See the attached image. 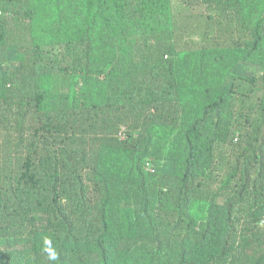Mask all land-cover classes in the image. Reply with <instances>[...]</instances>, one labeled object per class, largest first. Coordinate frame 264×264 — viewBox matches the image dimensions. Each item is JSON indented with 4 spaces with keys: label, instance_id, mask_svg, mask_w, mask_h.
<instances>
[{
    "label": "trees",
    "instance_id": "trees-1",
    "mask_svg": "<svg viewBox=\"0 0 264 264\" xmlns=\"http://www.w3.org/2000/svg\"><path fill=\"white\" fill-rule=\"evenodd\" d=\"M200 1L0 0V264H264V0Z\"/></svg>",
    "mask_w": 264,
    "mask_h": 264
},
{
    "label": "rangeland",
    "instance_id": "rangeland-1",
    "mask_svg": "<svg viewBox=\"0 0 264 264\" xmlns=\"http://www.w3.org/2000/svg\"><path fill=\"white\" fill-rule=\"evenodd\" d=\"M173 9L176 16L177 37L183 39L198 40L199 32L205 28V20L208 7L200 0H173ZM254 67L252 65L241 64L235 70V74L239 77H251ZM169 169L170 166H167Z\"/></svg>",
    "mask_w": 264,
    "mask_h": 264
},
{
    "label": "built area",
    "instance_id": "built-area-1",
    "mask_svg": "<svg viewBox=\"0 0 264 264\" xmlns=\"http://www.w3.org/2000/svg\"><path fill=\"white\" fill-rule=\"evenodd\" d=\"M0 14H1V11H0Z\"/></svg>",
    "mask_w": 264,
    "mask_h": 264
},
{
    "label": "clouds",
    "instance_id": "clouds-1",
    "mask_svg": "<svg viewBox=\"0 0 264 264\" xmlns=\"http://www.w3.org/2000/svg\"><path fill=\"white\" fill-rule=\"evenodd\" d=\"M54 258V257H53Z\"/></svg>",
    "mask_w": 264,
    "mask_h": 264
}]
</instances>
